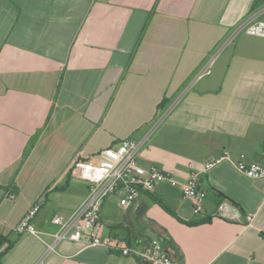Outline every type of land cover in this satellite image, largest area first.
Instances as JSON below:
<instances>
[{"label": "crops", "instance_id": "crops-1", "mask_svg": "<svg viewBox=\"0 0 264 264\" xmlns=\"http://www.w3.org/2000/svg\"><path fill=\"white\" fill-rule=\"evenodd\" d=\"M263 0H0V264H35L45 246L16 228L36 204L38 230L83 203L77 159L110 166L176 105L139 156L184 183L229 154L264 164V39L240 35L212 74L184 89ZM161 105L163 107H161ZM161 107V108H160ZM205 212L158 183L132 204L105 201L96 234L113 246L64 242L45 264H138L164 243L176 264H264V179L224 161L201 178ZM235 207L230 219L220 204ZM254 215L247 226V217ZM117 247V248H116Z\"/></svg>", "mask_w": 264, "mask_h": 264}, {"label": "built area", "instance_id": "built-area-1", "mask_svg": "<svg viewBox=\"0 0 264 264\" xmlns=\"http://www.w3.org/2000/svg\"><path fill=\"white\" fill-rule=\"evenodd\" d=\"M262 12H264V0ZM242 34L264 39V21L260 20L258 16H252L237 26L222 47L194 76L184 89L183 94L212 74L222 52ZM175 106L173 105L158 117L141 139L122 140L116 146L115 162L112 165L101 166L80 159L74 162L71 170L72 176L88 183L89 193L83 203L69 217L57 216L53 219V224L58 227L54 234H47L37 229L34 219L41 210V204L32 207L16 228V233L32 235L44 244L45 251L35 264H45L50 256L59 253V246L64 242L83 243L87 248H111L113 246L112 239L96 234L95 231L100 223L101 209L105 201L120 192L124 193L125 202L132 204L140 199L143 192L152 191L158 183L167 182L180 187L183 197L193 203L194 214L201 216L205 212L207 201V192L201 186V178L222 162H232L242 175L251 180L264 179V164L248 162L245 155H240L238 160L234 161L232 156L224 154L206 163L201 170L192 169L189 178L184 183L156 167L142 166L139 162L140 154ZM234 211L233 205L222 203L217 209L216 216L221 219H230ZM254 219V215L247 217L248 227L253 224ZM121 251L124 256L142 257L150 264H176L166 254L164 243L160 240L152 241L149 251L145 254H139L129 248H123Z\"/></svg>", "mask_w": 264, "mask_h": 264}, {"label": "trees", "instance_id": "trees-1", "mask_svg": "<svg viewBox=\"0 0 264 264\" xmlns=\"http://www.w3.org/2000/svg\"><path fill=\"white\" fill-rule=\"evenodd\" d=\"M161 107H163L162 105H161ZM160 107V108H161ZM2 238H4V237H0V240L2 239ZM123 255V254H122ZM124 256V255H123ZM125 257H129V256H125ZM137 262H138V264H150L148 261H146L144 258H142V257H137Z\"/></svg>", "mask_w": 264, "mask_h": 264}, {"label": "rangeland", "instance_id": "rangeland-1", "mask_svg": "<svg viewBox=\"0 0 264 264\" xmlns=\"http://www.w3.org/2000/svg\"><path fill=\"white\" fill-rule=\"evenodd\" d=\"M129 257H133V256H129Z\"/></svg>", "mask_w": 264, "mask_h": 264}]
</instances>
